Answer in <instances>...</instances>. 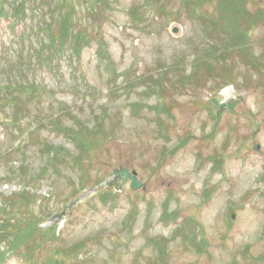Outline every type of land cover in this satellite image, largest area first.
<instances>
[{"label":"rangeland","instance_id":"1","mask_svg":"<svg viewBox=\"0 0 264 264\" xmlns=\"http://www.w3.org/2000/svg\"><path fill=\"white\" fill-rule=\"evenodd\" d=\"M29 1L0 0V80L23 70L36 86L0 100L1 214L23 229L17 206L43 211V240L21 252L40 264H264V22L226 35L241 42L226 67L196 50L207 15L221 7L229 27L264 0ZM50 35H67L68 51L26 66L30 42ZM208 61L225 81L191 75ZM119 166L143 185L115 181ZM18 191L28 200L9 205Z\"/></svg>","mask_w":264,"mask_h":264},{"label":"trees","instance_id":"2","mask_svg":"<svg viewBox=\"0 0 264 264\" xmlns=\"http://www.w3.org/2000/svg\"><path fill=\"white\" fill-rule=\"evenodd\" d=\"M181 3L182 2L180 1V6H181V8H183V3H182V5H181ZM0 8H1V6H0ZM237 8H235V9H237ZM219 11H220V13H224L226 10L219 7ZM220 13L218 15L215 14V16L213 15V17L211 15H207L208 18L210 19L207 21L208 23H210L209 28L205 27L206 29H208L207 30L208 31V33H207L208 39H206L207 41L205 43L200 42L197 45L196 50H201V49L204 50L205 49L208 56L213 55L215 53L217 56H215V55L210 56L209 59H213L216 61V64H219V65H222L223 67H226L227 65L225 63V59L237 47L239 48V45L241 43L238 40L228 39L227 36L228 35H236V34L241 33V32L244 34H247L249 32V30L251 29V26L254 27L257 24L264 22V21H258V18H257V16H260L259 14H261L262 19L264 20V10L262 9V10L254 11V13L257 14V16H254L255 17L254 18V17L248 16V14L250 12L244 7V9L239 10V13L241 14L242 18L234 19V21L229 24V27H227L226 23H223L222 19L224 17L220 18ZM211 31H213V33H215V35H212ZM68 32H70V31L68 30ZM65 33H67V31L63 30L62 34H65ZM63 38H67V35H60V38H58V36L48 37V40H47L48 42L47 43L42 42L41 43L42 47L36 48L35 53L38 56H42L43 52H45L44 50L46 48H50V49L56 48V51L59 49L61 50L62 47L64 46V42H65V40ZM230 40L232 41V43L229 42ZM244 47L245 46H243L239 51H242ZM223 51H225V52H223ZM198 57L199 56H195V60H198L199 59ZM232 65H236V64L233 63ZM202 67L205 68L206 79L207 78H214V80H220V81L226 80L225 79V77H226L225 73L215 75L214 68L210 64V61H208L205 66H201V65H200V67H199V65L195 66V69L193 70V73H191V75H194L195 74L194 72L197 73L199 68H202ZM13 77H14L13 79H2V80H0V82H2V81L5 82L3 84L0 83V100H4L5 102L9 101V103L10 102L16 103V102H18L19 97H15V93L21 94L23 92V90L25 92H27L28 89L33 91L31 89V86L36 87L35 84H33V83L31 84L29 81H27V75L24 74L23 70H21L20 78H17L15 76H13ZM20 110H21V108H20ZM8 116H9V114L6 115V117H8ZM11 117L14 118V120H17V112L14 111V113L11 114ZM76 137L78 138L77 146H80L82 148L81 151H83L84 153H87L88 151L94 150V148L90 145V142L92 141L91 137H93V136H91V135L87 134V132H85V133L76 135ZM81 145H85L84 148ZM43 152H45L46 154L49 152L48 146L44 147ZM79 157L81 159V155H79ZM44 171H45V169H44ZM40 174H42V173L40 172ZM20 179L24 180V177H22ZM30 182H32L31 179H27V181H25V183H30ZM24 192L26 193V191H23V192L18 191V192L13 193V195L11 197H15L19 201L17 203H14L13 200L7 199L8 204L9 205H13V204H22L23 205L28 200L27 197H18V196L23 195ZM17 208H18V211L21 209V214L26 219V221H28L30 218H34L30 215L31 212L24 214L21 207L17 206ZM4 212H5V210H4ZM3 216L8 217V215H6V214L5 215L1 214V211H0V226H2V228L4 229V231L2 230L0 232V239H2L1 241L5 242V252H7V253H15L16 251L20 252L22 249V246H24V244H26L28 242V239H29V242L33 241V243L34 242L36 243L37 241L43 240V238H40V240H39V237H38L39 233L36 229V222H34L32 227H30V228L26 227V228L21 229L19 226L16 227L14 224H10L9 222H7L3 218ZM19 218H21V217H19ZM15 228H16V231H15L14 235H12L9 232V229H11V231L13 230V232H14ZM24 230L26 231L25 234H21L20 232H23ZM17 240H19L18 243L16 242ZM29 246H30V243H29ZM1 255L2 254H0V258H1Z\"/></svg>","mask_w":264,"mask_h":264},{"label":"water","instance_id":"3","mask_svg":"<svg viewBox=\"0 0 264 264\" xmlns=\"http://www.w3.org/2000/svg\"><path fill=\"white\" fill-rule=\"evenodd\" d=\"M173 32H175V31H173ZM114 173L117 175V177H120L121 175H123V180H126L129 178L131 180V186L133 188H137L140 186V184L138 183L136 178L133 175H131L127 171V169L121 168L120 170L114 171Z\"/></svg>","mask_w":264,"mask_h":264}]
</instances>
